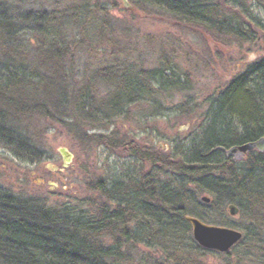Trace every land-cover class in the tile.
Listing matches in <instances>:
<instances>
[{
  "label": "trees",
  "instance_id": "1",
  "mask_svg": "<svg viewBox=\"0 0 264 264\" xmlns=\"http://www.w3.org/2000/svg\"><path fill=\"white\" fill-rule=\"evenodd\" d=\"M155 2L184 23L206 29L218 38L237 43L256 41V33L244 23V13L245 20L242 15V19L225 18L208 3ZM8 15L0 6V148L33 162L40 156H36L35 147L21 127L32 113L63 125L76 137L86 136L99 126L90 120L92 110L84 114L83 99L68 90L69 83L62 87L57 84L64 71L59 61H53L66 50L57 19L32 14L22 17L16 11ZM251 22L264 33V24L253 19ZM22 36L40 41L52 61L49 78L35 74L30 62L18 57L28 42ZM104 80L115 91L99 104L103 114L100 123L123 117L126 108L149 93L152 82L165 91L183 85L176 72L169 69L119 80L106 72ZM46 88L49 92L42 94ZM51 92L68 95L71 121H62L50 110L46 101ZM206 116L208 124L199 136L187 145L177 144L172 156L111 136H90L111 150L123 149L154 171V175L141 174L114 186L99 181L94 187L98 194L94 201L51 207L40 198L20 197L0 187V264H129L130 254L125 251L137 246L160 252L159 264H203L184 247L182 238L193 234L187 217L212 222L214 213L229 217L228 207L232 204L240 210L236 218L245 222L239 230L243 240L223 254L240 248L245 256L256 257L258 264H264V153L255 151L244 161L234 162L220 149L264 137V59L234 78L213 101ZM203 197L210 198V202H203Z\"/></svg>",
  "mask_w": 264,
  "mask_h": 264
},
{
  "label": "rangeland",
  "instance_id": "2",
  "mask_svg": "<svg viewBox=\"0 0 264 264\" xmlns=\"http://www.w3.org/2000/svg\"><path fill=\"white\" fill-rule=\"evenodd\" d=\"M181 1L208 3L225 18L243 16L245 20L246 16L244 23L256 33V41L237 43L218 38L206 29L184 23L155 0H0L1 10L8 12V16L16 11L22 17L32 14V17L57 19L66 49L53 61H59L64 71L62 81L58 79L57 84L62 87L69 83L68 90L83 99L84 114L92 110L90 120L99 126L89 130L86 136L76 137L63 125L34 113L27 116L21 127L40 159L24 160L22 155L0 148V187L20 197L40 198L51 207L77 206L96 200L94 187L99 181L114 186L141 174L154 175L151 166L121 148L111 150L90 136L106 135L117 141L135 142L168 156L173 155L177 144L187 145L199 136L208 124L206 114L213 101L234 78L264 59V33L249 23L253 19L264 24V0ZM22 38L28 42L18 57L30 62L35 74L49 78L52 61L40 41L34 36ZM159 69L176 72L182 87L165 91L160 84L152 82L149 93L138 104L126 108L123 117L100 123L103 114L99 104L115 91L104 80L106 72L119 80L139 78ZM67 96L63 92H51L46 101L50 110L65 122L71 121ZM31 102L33 107L34 99ZM60 148L74 155L67 167ZM210 220L206 224L229 223L236 230L245 226L240 218L221 217L218 213ZM182 241L203 264L259 263L256 257L245 256L240 248L223 254L197 247L192 232ZM125 252L130 254L129 264L161 263L160 252L153 248L137 246Z\"/></svg>",
  "mask_w": 264,
  "mask_h": 264
},
{
  "label": "water",
  "instance_id": "3",
  "mask_svg": "<svg viewBox=\"0 0 264 264\" xmlns=\"http://www.w3.org/2000/svg\"><path fill=\"white\" fill-rule=\"evenodd\" d=\"M220 149L228 158H232L234 162H242L252 152L264 153V137L231 149ZM59 152L63 157L65 167L69 166L73 161L74 155L66 148H60ZM202 201L209 203L210 198L203 197ZM228 213L235 218L239 215L240 210L236 205L232 204L228 207ZM187 220L192 225L194 240L204 249L226 253L243 240V233L239 230L225 226L208 225L190 216L187 217Z\"/></svg>",
  "mask_w": 264,
  "mask_h": 264
}]
</instances>
